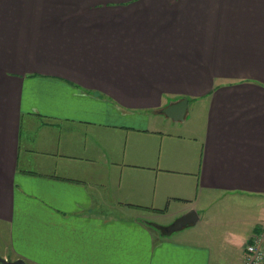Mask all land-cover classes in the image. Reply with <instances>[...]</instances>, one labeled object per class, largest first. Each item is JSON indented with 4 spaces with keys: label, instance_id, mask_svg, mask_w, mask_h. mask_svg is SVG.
I'll return each mask as SVG.
<instances>
[{
    "label": "crops",
    "instance_id": "crops-1",
    "mask_svg": "<svg viewBox=\"0 0 264 264\" xmlns=\"http://www.w3.org/2000/svg\"><path fill=\"white\" fill-rule=\"evenodd\" d=\"M228 195L264 204V0H0L1 257L244 264Z\"/></svg>",
    "mask_w": 264,
    "mask_h": 264
},
{
    "label": "rangeland",
    "instance_id": "rangeland-1",
    "mask_svg": "<svg viewBox=\"0 0 264 264\" xmlns=\"http://www.w3.org/2000/svg\"><path fill=\"white\" fill-rule=\"evenodd\" d=\"M213 200V203H209V205L202 208L200 212L204 215H208V217L213 220L216 218L218 220L217 223H220V221L224 222L223 225L211 228L213 232L219 230L217 232L218 236H222L225 230L233 228L231 222L236 223L240 230L242 232L245 231L244 234L248 235L252 232L250 227L252 220L255 216L264 213V204L262 205V209H260V206L255 203L258 201L257 198L251 196H215ZM180 205L179 202H172L167 214L155 220L160 221L161 224L159 223V225L169 228L176 219L177 209Z\"/></svg>",
    "mask_w": 264,
    "mask_h": 264
},
{
    "label": "built area",
    "instance_id": "built-area-1",
    "mask_svg": "<svg viewBox=\"0 0 264 264\" xmlns=\"http://www.w3.org/2000/svg\"><path fill=\"white\" fill-rule=\"evenodd\" d=\"M244 264H264V228L253 232L246 242Z\"/></svg>",
    "mask_w": 264,
    "mask_h": 264
},
{
    "label": "water",
    "instance_id": "water-1",
    "mask_svg": "<svg viewBox=\"0 0 264 264\" xmlns=\"http://www.w3.org/2000/svg\"><path fill=\"white\" fill-rule=\"evenodd\" d=\"M199 216L195 209H190L180 217H178L174 223L169 227L170 231L179 230L189 224L197 222ZM1 264H29L24 258L6 259L0 256Z\"/></svg>",
    "mask_w": 264,
    "mask_h": 264
},
{
    "label": "trees",
    "instance_id": "trees-1",
    "mask_svg": "<svg viewBox=\"0 0 264 264\" xmlns=\"http://www.w3.org/2000/svg\"><path fill=\"white\" fill-rule=\"evenodd\" d=\"M261 228H256L254 232H258L260 231Z\"/></svg>",
    "mask_w": 264,
    "mask_h": 264
}]
</instances>
